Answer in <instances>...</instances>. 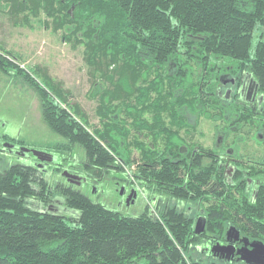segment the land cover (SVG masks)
<instances>
[{
  "label": "trees",
  "instance_id": "obj_1",
  "mask_svg": "<svg viewBox=\"0 0 264 264\" xmlns=\"http://www.w3.org/2000/svg\"><path fill=\"white\" fill-rule=\"evenodd\" d=\"M0 11L14 25L43 13L46 27L84 47L89 96H98L100 126L92 131L86 115L67 104L44 71L40 84L0 48V71L30 83L44 122L61 137L51 147L64 156L81 148L83 167L96 176L134 165L138 185L160 196L155 213L146 207L137 216H122L78 190L51 188L30 166H8L0 171V264H214L193 249L204 236L224 237L223 212L212 209L203 230L195 232L177 201L207 203L210 190L216 200L221 192L209 187L208 168L189 170L181 161L179 131L187 115L249 122L216 87L223 72L246 71L264 97V32L253 42L254 29L264 26V0H0ZM263 122L254 121L264 132ZM55 196L77 212L73 223L44 209ZM253 208V223L247 218L236 227L264 242V196Z\"/></svg>",
  "mask_w": 264,
  "mask_h": 264
},
{
  "label": "rangeland",
  "instance_id": "obj_2",
  "mask_svg": "<svg viewBox=\"0 0 264 264\" xmlns=\"http://www.w3.org/2000/svg\"><path fill=\"white\" fill-rule=\"evenodd\" d=\"M39 17L40 19H35L29 15L30 21L27 25H14L10 15L0 11V48L8 51L12 60L40 84L45 83L41 75L44 71L63 90L67 104L78 106L86 115L87 126L92 131L100 126L96 114L98 96H89L91 67L84 60V47L82 44L73 45L72 42L63 40L60 31L55 32L50 25L45 26L43 13ZM260 32H264V26L254 29L253 42ZM61 105L67 108L65 104L61 103ZM196 130L205 134L204 142L209 146L213 138V124L202 118ZM0 134L23 141L27 144L24 146L30 148L27 154L0 150V171L14 164L36 167L39 161L35 152H43L54 156L52 162L46 163V171L38 172L51 188L55 185L69 186L80 191L93 202L102 204L122 216H137L146 207L151 213L156 212L155 205L160 200V196L153 194L142 183L138 185V180L132 177L134 165L122 171L110 169L96 176L94 171H88L83 167L85 156L81 148L75 149L74 154L67 156L57 153L51 144L62 139L44 122L39 97L34 88L22 75L2 71H0ZM55 167H59L60 170H55ZM68 169H74L82 177V179L79 177L81 181L78 184H69L66 181L65 172ZM129 188L134 189L136 194L133 193L131 200L126 202L129 197L123 201L121 194L126 197ZM63 205L59 214L69 223H73L70 220L77 212ZM205 238L206 236L193 249L194 255L208 263L220 264L224 259L206 254L202 250L203 246L200 245ZM142 260L140 258L138 262L141 263ZM232 264L246 263L233 261Z\"/></svg>",
  "mask_w": 264,
  "mask_h": 264
},
{
  "label": "flooded vegetation",
  "instance_id": "obj_3",
  "mask_svg": "<svg viewBox=\"0 0 264 264\" xmlns=\"http://www.w3.org/2000/svg\"><path fill=\"white\" fill-rule=\"evenodd\" d=\"M218 79L219 86L216 87V93L222 98L229 99L237 109L236 111L247 113L249 122L239 125L232 122L224 124L221 121L208 120L210 124H213V138L210 140V145L208 146L204 142L205 134L196 130L200 126L203 117L194 119V117H190L189 115L186 116L185 126L179 131V135L183 138L184 143L177 146V151L183 157L181 161L189 163V170L193 168L194 171L201 172V167L208 168V171L212 175V181L209 184L210 186H208L215 191L221 192V194L218 195V200H216L215 195L209 189L207 203L199 201L195 203L190 200L177 201L176 199H172V202L177 201L178 207L183 208L190 215L191 219H193L194 227L196 222L205 225L206 219L209 217L212 209L221 210L224 218H226L224 237L220 240L211 237L208 240L205 238L202 250L206 254L222 258V260L224 259V261L229 263L233 261L243 262L239 259L237 253V250L243 245L242 238H246L248 243L261 241L264 244L261 238L248 237L236 227L247 218H250V224L253 223V205L257 199L264 196V132L256 129L254 123L255 120H264V109L261 106L264 97L259 91L255 80L246 71L234 72L230 69L219 75ZM203 120L207 119L203 118ZM0 144L2 145L0 150L10 153L27 154L30 149L22 145L20 141L5 134H0ZM24 147L27 150L23 152L22 149ZM46 157L43 160L38 158L39 163L36 167L27 166L34 168L37 173L40 170L46 171V163L52 162L54 156L46 155ZM55 170H60V168L55 167ZM66 171V173L78 176L71 178L65 176L69 184H78L81 181L82 177L74 169ZM40 177L42 176L39 175L38 178ZM202 189H205V187H202ZM133 190L129 188L126 197L122 193L121 199L126 201L130 191ZM224 196L230 197L232 201L229 202L228 199H224ZM130 200L128 198L126 202ZM53 203L56 204L54 205ZM63 203V199L55 196L51 198L50 202L45 205L43 204V206H45L44 209L46 210L59 213ZM230 226H234L238 230L239 237L236 241L229 242L226 238V232ZM210 240H213V242ZM216 243L222 246L231 244L234 250L232 253H228L227 250L213 253L211 247ZM247 248L250 249L251 246L247 244Z\"/></svg>",
  "mask_w": 264,
  "mask_h": 264
},
{
  "label": "water",
  "instance_id": "obj_4",
  "mask_svg": "<svg viewBox=\"0 0 264 264\" xmlns=\"http://www.w3.org/2000/svg\"><path fill=\"white\" fill-rule=\"evenodd\" d=\"M26 150L27 149L25 147L22 149L23 152ZM35 154L41 160H43L46 157V155H48V154L43 153V152H35ZM46 158H48V157H46ZM65 175L67 177H70V178L71 177H77V176H74V175L66 173V172H65ZM133 193L136 194V191L135 190L131 191V193L129 194L128 197L130 198ZM203 226L204 225L202 223L196 222V225L194 227V231L195 232L202 231ZM238 237H239L238 230L234 226H230L226 232L227 240L229 242L236 241L238 239ZM241 240L243 241V245L237 250V253L239 255V259L241 261L245 262L246 264H264V244L261 241H252L251 243H248L247 242L248 240L246 238H242ZM247 244H249L251 246L250 249L247 248ZM211 250L213 253H215L216 251L221 252L223 250H227L228 253H232L234 250V247L231 244L222 246V245H219L218 243H216L211 247Z\"/></svg>",
  "mask_w": 264,
  "mask_h": 264
}]
</instances>
